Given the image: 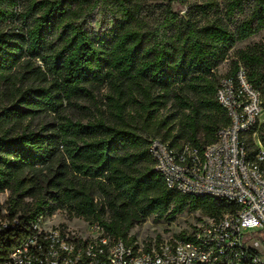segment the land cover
<instances>
[{
    "label": "trees",
    "instance_id": "obj_1",
    "mask_svg": "<svg viewBox=\"0 0 264 264\" xmlns=\"http://www.w3.org/2000/svg\"><path fill=\"white\" fill-rule=\"evenodd\" d=\"M263 29L264 0H0V83L10 84L9 96L18 92L0 121V193L9 192L7 216L19 221L6 246L61 209L126 244L149 217L172 222L185 212L234 210L222 199L168 189L148 145L161 137L202 150L215 141L229 122L215 98L218 65ZM238 60L242 66L233 62L227 74L242 68L262 97L263 49L240 51ZM104 88L109 113L69 117L67 109L92 105ZM41 117L50 121L23 125ZM24 198L33 203L18 216Z\"/></svg>",
    "mask_w": 264,
    "mask_h": 264
},
{
    "label": "built area",
    "instance_id": "obj_2",
    "mask_svg": "<svg viewBox=\"0 0 264 264\" xmlns=\"http://www.w3.org/2000/svg\"><path fill=\"white\" fill-rule=\"evenodd\" d=\"M215 98L229 122L213 143L199 150L155 138L148 152L168 189L222 199L234 210L201 218L189 232L132 244L112 238L97 224L88 225L81 236L63 227L45 228L40 218L30 224V233L20 239L13 235L7 246L3 237L19 221L5 211L0 215V264H264L261 93L240 68L219 79Z\"/></svg>",
    "mask_w": 264,
    "mask_h": 264
},
{
    "label": "rangeland",
    "instance_id": "obj_3",
    "mask_svg": "<svg viewBox=\"0 0 264 264\" xmlns=\"http://www.w3.org/2000/svg\"><path fill=\"white\" fill-rule=\"evenodd\" d=\"M20 10V8H19ZM12 26H9L5 30H10ZM263 49L264 51V29L259 31L256 35L236 43L233 48L230 50L227 58L221 62L218 65V68L216 70V76L221 77L226 75L228 72H230L232 68V63L237 62L239 66L241 65V62L239 59V53L240 51H261ZM19 73H24L22 69L17 70ZM10 84H6L4 81H1L0 83V121L1 123H4L3 120H1V112L5 110V108L8 107L7 99L17 97L18 92L15 90V88L10 89V96L7 94V87ZM20 86L19 82L16 83V87ZM25 89V88H24ZM106 95V89H101L100 91H97L95 93L96 96V102L92 104V102L89 103L81 101L79 102L78 106H73L69 109H67V114H69V117H72L75 120H81L82 122H85L93 115H97V109L104 113H109V109L107 108L105 99ZM263 100L264 95L262 94ZM169 106L167 109H169ZM66 107V104H64V108ZM138 110V105L134 104L133 102H130L127 111H133ZM167 111V110H166ZM166 111L160 110L159 113L154 114L153 120L159 119V117H162ZM137 117V121L141 123V120L139 119V116ZM264 118V111L262 119ZM50 121V118L47 117H41L40 119H35L32 121H25L23 122V125L30 124L31 126H37L39 124H44L45 122ZM6 125V124H5ZM12 125H10L11 127ZM8 127V126H7ZM179 126H175V130L172 131L171 135L174 136L177 133V129ZM261 130H264V123L262 124ZM147 138H150L146 136ZM162 139L161 137H159ZM199 139L201 142H203V137L199 135ZM183 140H177L176 144L183 143ZM33 200L24 198L20 202V205L18 207V216L22 213H25V211L32 206ZM9 192L4 191L0 193V213H4L8 207H9ZM29 205V206H28ZM207 217V214H205L203 211H192V212H185L181 215H179L174 221L168 222V221H159L156 222L153 217L147 218L143 223L134 225L132 230L130 231V235L134 236L137 242H145V241H151L153 240L157 235L163 238H169L170 236L174 234H179L182 231L189 232L192 227L197 223V221L201 218ZM44 222L42 224L45 228H54V227H63L66 229H69L73 232H75L77 235L86 236L88 233V223L80 220V219H70L68 216V213L66 210H58L54 214L50 216L43 217Z\"/></svg>",
    "mask_w": 264,
    "mask_h": 264
}]
</instances>
